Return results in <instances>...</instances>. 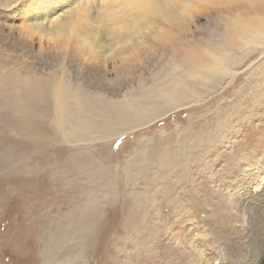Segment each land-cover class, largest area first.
I'll use <instances>...</instances> for the list:
<instances>
[{
	"label": "rangeland",
	"instance_id": "obj_1",
	"mask_svg": "<svg viewBox=\"0 0 264 264\" xmlns=\"http://www.w3.org/2000/svg\"><path fill=\"white\" fill-rule=\"evenodd\" d=\"M20 4L0 0V264H264V58L189 78L149 127L68 142L13 90L38 53Z\"/></svg>",
	"mask_w": 264,
	"mask_h": 264
},
{
	"label": "bare ground",
	"instance_id": "obj_2",
	"mask_svg": "<svg viewBox=\"0 0 264 264\" xmlns=\"http://www.w3.org/2000/svg\"><path fill=\"white\" fill-rule=\"evenodd\" d=\"M20 6L25 34L38 40V53L50 55L33 53L34 69L13 79V90L25 106L51 107L68 142L110 143L149 127L190 105L178 101L183 89L195 88L189 78L200 83L236 62L264 58V0H21Z\"/></svg>",
	"mask_w": 264,
	"mask_h": 264
}]
</instances>
